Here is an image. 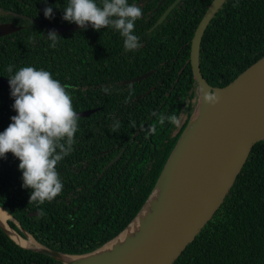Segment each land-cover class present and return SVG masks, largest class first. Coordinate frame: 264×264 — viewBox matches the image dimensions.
<instances>
[{
	"label": "trees",
	"instance_id": "obj_1",
	"mask_svg": "<svg viewBox=\"0 0 264 264\" xmlns=\"http://www.w3.org/2000/svg\"><path fill=\"white\" fill-rule=\"evenodd\" d=\"M174 1L129 0L142 9L135 26L141 47L126 52L111 28L67 31L50 47L49 24H75L62 19L67 0H0V8L25 16L0 15L1 23L22 26L0 37V77L10 75V64L13 72L26 65L44 68L66 86L77 113L92 111L78 117L72 151L56 165L63 188L53 200L30 201L19 160L11 153L0 159V205L44 245L73 254L95 250L125 229L154 188L194 109L191 43L213 0H181L151 30ZM46 6L53 7L51 19L43 14ZM263 56L264 0H227L203 35L202 74L211 86L223 87ZM12 104L10 88H0V131L16 115ZM187 107L182 127L158 122L160 114L179 121ZM0 264L59 263L19 247L0 229ZM174 264H264V140Z\"/></svg>",
	"mask_w": 264,
	"mask_h": 264
},
{
	"label": "water",
	"instance_id": "obj_2",
	"mask_svg": "<svg viewBox=\"0 0 264 264\" xmlns=\"http://www.w3.org/2000/svg\"><path fill=\"white\" fill-rule=\"evenodd\" d=\"M226 1L213 0L195 31L189 59L196 82L194 109L150 195L125 229L93 251L65 253L39 242L0 205L7 215L5 222L0 220V229L16 245L59 264H174L195 241L223 204L253 147L264 140V56L223 87L211 86L202 74V38ZM180 2L175 0L151 30ZM0 15L25 18L2 8ZM21 28L0 23V37ZM78 29L83 28L76 24L47 26L48 32L57 34ZM0 88H9L8 78L0 77ZM208 94L216 97L215 103L205 101ZM91 112L77 114L88 117Z\"/></svg>",
	"mask_w": 264,
	"mask_h": 264
},
{
	"label": "clouds",
	"instance_id": "obj_3",
	"mask_svg": "<svg viewBox=\"0 0 264 264\" xmlns=\"http://www.w3.org/2000/svg\"><path fill=\"white\" fill-rule=\"evenodd\" d=\"M43 2L46 3V0ZM62 12L64 21L81 28L90 24L97 31L107 28L117 31L126 52L141 47L135 26L142 16V9L135 2L67 0ZM43 14L51 19L53 7L46 6ZM46 37L50 47H55L61 38L55 31H49ZM13 67L11 64L7 66L10 74L7 78L13 98L11 107L16 115L11 116V122L0 131V159L11 153L19 160L21 186L30 191V201H51L63 188L56 165L72 151L78 114L66 86L50 71L26 65L13 72ZM205 101L215 103L216 97L208 94ZM153 115L157 114L154 112ZM157 119L161 125L166 120L178 123L175 114H160ZM150 131H155V125Z\"/></svg>",
	"mask_w": 264,
	"mask_h": 264
},
{
	"label": "flooded vegetation",
	"instance_id": "obj_4",
	"mask_svg": "<svg viewBox=\"0 0 264 264\" xmlns=\"http://www.w3.org/2000/svg\"><path fill=\"white\" fill-rule=\"evenodd\" d=\"M1 23V22H0ZM3 23H13L12 21H7V22H3ZM14 24V23H13ZM153 73V72H152ZM150 77V76H149ZM195 101V100H194ZM194 104V103H193ZM188 109V107L187 108H185L184 109V112H182V115L180 116V118H179V126L180 127H182L183 126V124H184V121L187 119V112H186V110ZM180 130L178 129H176V131H175V133H173V135H175V134H177L178 132H179Z\"/></svg>",
	"mask_w": 264,
	"mask_h": 264
},
{
	"label": "bare ground",
	"instance_id": "obj_5",
	"mask_svg": "<svg viewBox=\"0 0 264 264\" xmlns=\"http://www.w3.org/2000/svg\"><path fill=\"white\" fill-rule=\"evenodd\" d=\"M6 218H7V215H5L4 213H2L0 211V220L3 221V222H5Z\"/></svg>",
	"mask_w": 264,
	"mask_h": 264
},
{
	"label": "rangeland",
	"instance_id": "obj_6",
	"mask_svg": "<svg viewBox=\"0 0 264 264\" xmlns=\"http://www.w3.org/2000/svg\"><path fill=\"white\" fill-rule=\"evenodd\" d=\"M163 23V22H162Z\"/></svg>",
	"mask_w": 264,
	"mask_h": 264
}]
</instances>
